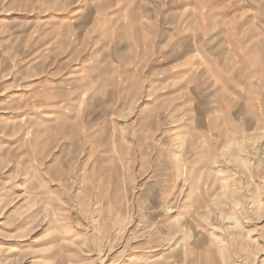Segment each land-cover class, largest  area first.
Listing matches in <instances>:
<instances>
[{
	"label": "rangeland",
	"instance_id": "374dc122",
	"mask_svg": "<svg viewBox=\"0 0 264 264\" xmlns=\"http://www.w3.org/2000/svg\"><path fill=\"white\" fill-rule=\"evenodd\" d=\"M0 264H264V0H0Z\"/></svg>",
	"mask_w": 264,
	"mask_h": 264
},
{
	"label": "crops",
	"instance_id": "0c3cea01",
	"mask_svg": "<svg viewBox=\"0 0 264 264\" xmlns=\"http://www.w3.org/2000/svg\"><path fill=\"white\" fill-rule=\"evenodd\" d=\"M221 9H223V8H221ZM218 13H220V14H227L226 13V10H220ZM177 29H179L180 30V27L178 28L177 27ZM178 31V30H177ZM179 47H181V43L180 42H177L176 44L174 43V48L175 49H177V48H179ZM179 50V49H178ZM241 52H245V50L242 48V50H241Z\"/></svg>",
	"mask_w": 264,
	"mask_h": 264
}]
</instances>
